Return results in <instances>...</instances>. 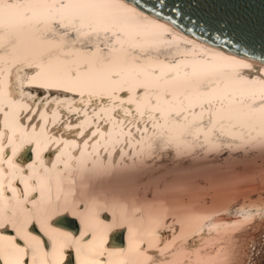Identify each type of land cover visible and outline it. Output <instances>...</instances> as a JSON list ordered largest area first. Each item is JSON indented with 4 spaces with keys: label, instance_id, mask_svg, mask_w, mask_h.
Listing matches in <instances>:
<instances>
[{
    "label": "bare ground",
    "instance_id": "6f19581e",
    "mask_svg": "<svg viewBox=\"0 0 264 264\" xmlns=\"http://www.w3.org/2000/svg\"><path fill=\"white\" fill-rule=\"evenodd\" d=\"M251 149L264 58L137 0H0V264H264L261 231L202 249L243 217L143 183L157 162Z\"/></svg>",
    "mask_w": 264,
    "mask_h": 264
},
{
    "label": "rangeland",
    "instance_id": "374dc122",
    "mask_svg": "<svg viewBox=\"0 0 264 264\" xmlns=\"http://www.w3.org/2000/svg\"><path fill=\"white\" fill-rule=\"evenodd\" d=\"M39 86L44 91H47V89H48V87L42 86L41 84ZM68 91H70V90H68ZM230 151L224 150V151L215 153L213 155H207L205 153V154L198 155L197 157L194 156L196 158L192 157L191 159H190V157H186V158L184 157L185 159L180 158L179 160L177 159L178 161L173 159V162H172V159L168 160V161L166 160V161L157 162V164H152L151 167H149L150 168L149 171L150 172L153 171L154 175H155V170H156L157 174L155 175V177L153 178L154 175L152 172L151 173L152 176L149 175L147 177L148 179L147 178L145 179L148 182H146V181L143 182V183L149 185V182H150V184H152L151 181H153V179H155L154 180L155 182H153V184H152V185H154L153 189L155 187L160 186L162 183H163L162 185L165 186L166 184H169V182H170V185L173 187L178 186L180 188H183V190H185V193H187L186 195H188L189 193L192 192L194 194L193 196H195L194 198L192 197L194 202H190L192 200H190V198L186 196L187 200H184L185 202L183 205H187L190 207L191 206H193V207L198 206L196 208H198L201 211H206V212L212 211L211 213L217 212L218 214H215L212 217V219H215L217 221L228 220V221H231V223H235L236 218L243 217L242 219L237 221V225H238L237 227L238 228H236L237 229L236 231H234L235 229L232 230V232L230 233L231 236L229 233L224 234L223 229H221L220 232H219V230L217 231V235L220 233L221 238L213 240V242H212L213 244L203 245L202 249L212 251L211 255H213V256L217 255V253H220L222 251V249H223L222 245L228 244L229 239H230L229 243H231V242L233 243L234 242L233 238H235L236 245L238 246L239 245L238 240H237L238 236L249 233L248 236L250 237L252 234H254L253 232H255V233L258 232V234L261 232L263 233V234H261V238H262L263 242L262 241L259 242L258 246H260L261 249L264 248V236H263L264 235V149H262L261 151H258V150L253 151V149H251L249 151V153H245L247 156L244 153H242L243 155L241 153H235V154L233 153L232 154ZM208 156H209V160H207ZM186 159H188V160L185 162ZM194 160H195V162H194ZM191 161H193L194 164ZM199 161L201 163H199ZM190 162H191V164H189ZM184 163H185V166H184ZM159 164L160 165L164 164V166H167L169 169L167 167L165 168L164 166H162L163 167L162 168L161 166H159ZM170 164H172V166ZM207 164H211L210 165L211 167L209 165L207 167ZM220 164H222V165H220ZM197 165H200L201 169H199L198 167H200V166H197ZM157 166H159L161 169H159V167L157 168ZM179 166H180V169L178 168ZM186 166H187V168H186ZM173 167H175V168H173ZM192 167L194 168V170L196 167V171L189 170V168L193 169ZM153 168L155 170H153ZM170 168H173V169L171 170ZM203 168H205V170ZM209 168L210 169L217 168L219 170V172H218V170L214 171L212 169L213 170V174H212V172L210 173L211 170ZM174 169H176V170H174ZM182 169L185 171L183 173L186 174L184 176L181 174H177V173H181V171H183ZM197 169H198V171H197ZM228 170H230V171H228ZM142 171L143 170H141V172ZM149 171L147 170V172H149ZM187 171H188V173H187ZM190 171H192V172H190ZM173 172H175L177 175H179V177L181 175L180 179L183 181H180L179 177L177 176V183H175V182L172 183V181H176V179H174L176 174ZM196 172L201 173V175H202L201 178H199L200 176ZM168 173H170V174H168ZM192 173L193 174L196 173L195 175L197 176V180L195 179L196 176L191 175ZM220 173H222V174H220ZM165 174L167 176L168 175L169 176L166 177ZM143 175H144V173H143ZM190 175H191V177H190ZM157 176H158V178H156ZM182 177H184V178L182 179ZM187 177L193 178L196 181L193 179H189ZM160 178H161V181H160ZM168 178L169 179L171 178V181L168 180ZM172 178H173V180H172ZM163 179L165 181H163ZM198 179H200L201 181ZM212 179H213V181H212ZM156 181H157V183H156ZM166 181H167V183H166ZM158 182H159V185H158ZM178 182H179V184H178ZM192 183H194V184H192ZM155 185H157V186H155ZM193 188H195L196 190L194 191ZM187 191H189V193ZM202 196H204V197H202ZM202 199H203V201H202ZM197 201H198V203H197ZM199 205L202 207H199ZM233 227H235V226L233 225ZM206 236L207 235H204V234L201 235V237L203 239H205ZM207 241L208 240H205L204 243ZM224 241H225V243H224ZM209 245H210V247H209ZM204 246H206V247H204ZM262 252H264V251H262ZM218 258L221 259L222 257L218 256ZM214 259L216 260L215 257H214ZM208 260H210V259H208ZM201 262H202V260H201ZM212 262H213V260L212 261L210 260V262H206V263L212 264Z\"/></svg>",
    "mask_w": 264,
    "mask_h": 264
},
{
    "label": "water",
    "instance_id": "95a60500",
    "mask_svg": "<svg viewBox=\"0 0 264 264\" xmlns=\"http://www.w3.org/2000/svg\"><path fill=\"white\" fill-rule=\"evenodd\" d=\"M176 24L264 58V0H137Z\"/></svg>",
    "mask_w": 264,
    "mask_h": 264
}]
</instances>
